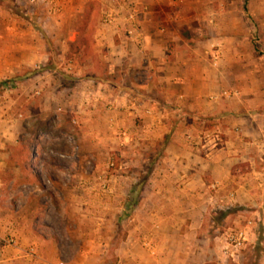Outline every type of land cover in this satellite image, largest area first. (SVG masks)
<instances>
[{"label":"rangeland","instance_id":"obj_1","mask_svg":"<svg viewBox=\"0 0 264 264\" xmlns=\"http://www.w3.org/2000/svg\"><path fill=\"white\" fill-rule=\"evenodd\" d=\"M144 5L152 15L151 31L162 29L154 36L170 38L172 47L177 45L179 53L189 56V50H192L193 63L200 71L209 69L210 57L215 56L211 48H216L214 54H217L219 64L211 63L216 68V76L211 88L205 91L230 94L229 97L223 94L219 103H235L241 107L239 113L244 116V122L240 131L225 130L228 124L219 126L217 117L210 114L179 115L175 108L177 102L162 97L164 84L155 68L144 67L141 51H133V46L138 48L134 35L126 32L124 24L113 27L102 23L103 11L108 7H112L118 21L128 11L136 9L140 23L139 15L145 10ZM15 57L21 58L20 66L12 64ZM31 74L40 77L42 83H48V87L77 85L79 91L88 93L91 90L97 92L100 87L106 92L105 96L112 93L124 102L122 91L126 89H133L138 94L148 90L156 101L165 99L167 104L153 107L152 115L161 127L156 131L150 129L151 126L150 132L142 130L139 116L128 114L131 127L125 124L114 133L107 128L101 141L80 142L86 155H96L99 159L93 169L103 170L99 178L86 180L85 193L79 194L68 187L69 193L48 194L45 182L41 194H30L32 185L26 183L33 181L27 174L28 163L19 155L15 160L18 168H7L3 174L2 197L5 201L0 230L10 234L13 243H0V264H54V261L96 264L100 259L90 254L83 259L77 253L83 249L92 251L102 245L107 249V255L101 262L114 263L111 250L117 244L115 240L125 233L128 219L142 215V211L132 205L138 203L141 194H129L127 189L146 184L147 174L159 166V148L163 141H187L185 134L192 135V141L212 148H219L228 137L230 141H241L244 145L248 141L250 144H247L243 159L251 156L254 175H262L264 0H0V108L12 119L28 110L29 101L37 97L36 94L31 97V84L37 83L28 79ZM109 97L101 99L105 101L111 99ZM200 97L198 105L206 102L205 97ZM79 98L74 96L73 100ZM137 100L139 106L144 102H148L147 106L151 103L141 96ZM225 113L231 115L236 111ZM191 121L194 127L184 129ZM131 137L135 140L133 143ZM258 141L263 145L260 146ZM236 166L241 171H248L247 160ZM14 175L26 184L22 186V196L20 192L14 193L13 188H6ZM110 187H115L116 192L110 191ZM26 195L27 201H24ZM39 200H48L58 207L63 204L64 209L30 207ZM102 202L107 203L105 207L100 205ZM19 203L23 209H19ZM247 205L216 208L211 216L219 223L216 231L223 234L227 227H239L250 220L242 258L240 262L231 263L264 264V204L261 208ZM14 216H19L17 226L13 222ZM36 235L55 236L59 240L40 243L34 241ZM98 235L105 240L100 246L93 241H82L83 236L92 240Z\"/></svg>","mask_w":264,"mask_h":264},{"label":"crops","instance_id":"obj_2","mask_svg":"<svg viewBox=\"0 0 264 264\" xmlns=\"http://www.w3.org/2000/svg\"><path fill=\"white\" fill-rule=\"evenodd\" d=\"M143 8L145 10L139 15L140 27L133 34L138 48L133 46V51H141L139 55L144 67L155 68L156 75H159L164 84L162 97L177 102L179 107L175 108L179 115L187 114L192 117L210 114L217 117L219 126L228 124L227 127H223L225 130L240 131L244 122V116L239 113L241 107L235 103L220 105L223 91L218 93L205 91L211 88L216 76L214 73L216 68L211 66L212 62L219 64L217 54H214L216 48H211L215 55L210 57L211 67L209 66L206 71H200L197 64L193 63L192 50H189L191 51L189 56L179 53L175 42L173 43L175 48L172 47L170 38L154 36L162 29L151 31V12L147 5ZM12 64L20 66L21 58L15 57ZM32 75L28 79L32 83L35 81L37 83L31 84V97L35 94L37 97L29 101L28 110L19 113L18 118L21 119H12L0 108V218L3 215L5 201L2 197L5 186L4 170L18 168V161L15 160H18L19 155L28 163L27 174L33 181L26 183L32 185L29 189L30 194H41L45 182L48 184L46 186L48 194L69 193V188L79 194L85 193L86 180L90 177L99 178L103 170L93 169V165L99 159L96 155H86L84 145L80 142L101 141V135L107 128L110 133H114L116 128L125 124L131 127L126 117L128 114L139 116L142 130L156 131L161 127L154 120L153 107L155 104H167L165 99L156 101L148 90L146 93L138 94L133 89H126L122 91L126 100L124 102L119 101L112 93L111 96L107 93L106 97L104 95L106 92H102L100 87L101 91L92 92L90 89L89 93L84 92L85 90L79 91L77 85L48 87V83H42L38 79L40 77ZM100 85L101 83L98 84ZM200 87L204 89L200 90ZM203 90L206 93H203ZM200 95L206 98L202 105H198ZM229 95L224 94L228 97ZM74 96H80L79 100L74 101ZM139 96L143 99L148 98L152 104L147 106L148 102H144L143 106H139L137 104ZM108 97L111 99L102 100ZM162 109L166 113V109ZM231 110L236 111V114L225 113ZM193 127L194 122L191 121L183 128L190 130ZM185 138L189 140L163 141L159 148L158 168L147 174L146 184L140 188L133 186L127 189L129 194L137 192L141 194L142 198L138 203L132 205L142 211V215L140 218L128 219L125 233L115 240L117 244L111 250L115 258L111 264L240 262L241 252L233 260L223 252V233L216 231L219 223H215L211 213L216 208H228L232 204H248L247 206L256 208L258 206L261 208L264 204L263 175L261 177L254 175L251 156L243 159L247 153L245 151L248 148L247 144L250 143L247 141L244 145L241 141H230L228 137L226 141H222L219 148H212L192 141L190 134H185ZM134 141L133 139L131 142ZM258 144L263 145L261 141H258ZM244 160L248 162L247 172L236 166ZM9 181L10 184L6 185V188H13L14 193L20 192L22 196L24 194L22 186L26 184L20 181V177L14 175ZM109 190L116 192L115 187L112 189L110 187ZM27 196H24V201H27ZM106 204L102 202L100 205L105 207ZM18 206L19 209H23L21 203ZM30 207L38 210L64 209L63 204L58 207L48 200L36 201ZM18 217L13 218L16 226L19 224ZM82 238V241H93L99 243V246L105 241L100 235L92 240L89 236ZM58 240L55 236L34 237V241L40 243H53ZM77 254L83 259L90 254L89 256L100 259L96 264H103L101 260L106 257L107 249L102 245L92 251L80 250ZM54 264L57 263L54 261Z\"/></svg>","mask_w":264,"mask_h":264},{"label":"built area","instance_id":"obj_3","mask_svg":"<svg viewBox=\"0 0 264 264\" xmlns=\"http://www.w3.org/2000/svg\"><path fill=\"white\" fill-rule=\"evenodd\" d=\"M122 0H111V2H120ZM122 19L116 18L115 12L112 7H108L103 11L102 15V23L107 26L116 27L118 23L124 24L126 32L129 35L134 34L136 28L139 25L138 20V13L136 9H131L126 13V15L121 16ZM216 138V137H215ZM214 140V138H212ZM213 145H215L214 141ZM261 173L264 178V162L261 163L260 166ZM251 224L250 220H246L245 224L239 227H227L223 234V252L227 254V256L233 260L236 255H238L245 245L247 244L248 240V227ZM0 243L2 245H9L13 243V238L10 234H4L0 230ZM57 264H63V262L59 261Z\"/></svg>","mask_w":264,"mask_h":264},{"label":"trees","instance_id":"obj_4","mask_svg":"<svg viewBox=\"0 0 264 264\" xmlns=\"http://www.w3.org/2000/svg\"><path fill=\"white\" fill-rule=\"evenodd\" d=\"M114 164H115V166H116V161H115V163H114Z\"/></svg>","mask_w":264,"mask_h":264}]
</instances>
